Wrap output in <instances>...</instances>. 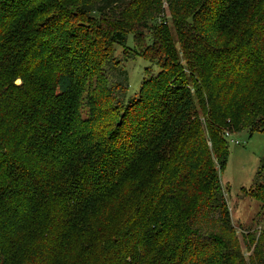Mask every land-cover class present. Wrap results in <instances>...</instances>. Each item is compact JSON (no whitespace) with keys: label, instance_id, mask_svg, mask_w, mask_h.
<instances>
[{"label":"trees","instance_id":"1","mask_svg":"<svg viewBox=\"0 0 264 264\" xmlns=\"http://www.w3.org/2000/svg\"><path fill=\"white\" fill-rule=\"evenodd\" d=\"M59 2L0 0V264H247L220 174L264 133V0ZM146 33L127 99L114 45Z\"/></svg>","mask_w":264,"mask_h":264},{"label":"rangeland","instance_id":"2","mask_svg":"<svg viewBox=\"0 0 264 264\" xmlns=\"http://www.w3.org/2000/svg\"><path fill=\"white\" fill-rule=\"evenodd\" d=\"M59 1V4L65 5L68 12H74L83 3L96 0ZM54 6L56 7L58 4L56 3ZM53 13L54 11L50 15ZM167 15L171 23L170 12L167 11ZM43 18L39 17L37 21L44 20ZM100 21L94 14L78 19V22L85 25L100 24ZM24 25V23H21L18 27ZM139 31L144 32L142 28H139ZM146 34V40L141 38L135 41L133 35L129 34L125 45H114V56L123 62V68L128 72L129 76V87L126 90L127 99L138 96L141 84L147 76H157L160 72V67L155 62L150 63L145 57V51L150 43V35L149 33ZM176 48L180 50L179 45H176ZM128 56H131V58L127 59ZM89 108L90 106H87L86 111ZM253 116L254 112L252 111L249 116V122ZM115 120H118V118L116 117ZM227 140L229 143V155L226 168L220 174V177L222 187L225 190L227 209L236 229L235 236L243 258L249 264L255 259L254 253L260 247L264 248V205L251 190L255 184V177L261 159L264 157V133L250 134L245 121L242 129L238 133L230 134ZM206 222L207 220L204 221V223ZM204 232L206 231L204 230ZM224 234L230 240V234L226 232ZM209 256L210 251H204L201 254L200 264H208Z\"/></svg>","mask_w":264,"mask_h":264},{"label":"built area","instance_id":"3","mask_svg":"<svg viewBox=\"0 0 264 264\" xmlns=\"http://www.w3.org/2000/svg\"><path fill=\"white\" fill-rule=\"evenodd\" d=\"M230 136V134L228 133L227 135H226V137L228 138Z\"/></svg>","mask_w":264,"mask_h":264}]
</instances>
